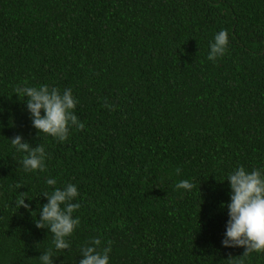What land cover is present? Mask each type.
I'll list each match as a JSON object with an SVG mask.
<instances>
[{
  "label": "trees",
  "instance_id": "16d2710c",
  "mask_svg": "<svg viewBox=\"0 0 264 264\" xmlns=\"http://www.w3.org/2000/svg\"><path fill=\"white\" fill-rule=\"evenodd\" d=\"M220 29L228 49L210 61ZM41 84L77 100L85 127L63 142L16 96ZM16 135L43 146V169L24 170ZM237 165L264 167V0H0V264L50 248L53 264H79L93 238L111 242L110 264H231L243 249L221 245V205ZM67 183L80 223L56 250L34 219Z\"/></svg>",
  "mask_w": 264,
  "mask_h": 264
},
{
  "label": "clouds",
  "instance_id": "9594fccd",
  "mask_svg": "<svg viewBox=\"0 0 264 264\" xmlns=\"http://www.w3.org/2000/svg\"><path fill=\"white\" fill-rule=\"evenodd\" d=\"M229 34L220 29L209 41L208 59L215 61L222 57L228 49ZM16 96L25 97L26 107L31 116V122L38 133L48 134L58 141L67 140L70 129H83L84 123L75 114L77 100L70 88L60 90L47 84L39 86H23L15 89ZM12 146L25 153L22 165L25 171H36L44 168L45 151L43 146L31 148L21 135L10 139ZM179 172V169H177ZM229 201L221 207L227 209L228 219L221 245L224 248H242L243 254L238 258H229L231 264H246L249 254L264 252V167L248 170L243 165H237L228 174ZM45 183L55 186V178L49 177ZM176 188L191 190L193 184L188 179H181ZM47 203L39 208L35 224L38 228H47L52 234V245L56 250L69 247L68 237L80 223L79 216L74 212L80 208L79 196L75 184L67 183L63 187H52L51 191H43ZM25 193L16 197V205L29 208ZM75 201V202H73ZM82 259L79 264H110L111 242L102 246L99 238H93L91 243L81 247ZM53 249L43 252L39 257L40 264H53Z\"/></svg>",
  "mask_w": 264,
  "mask_h": 264
}]
</instances>
